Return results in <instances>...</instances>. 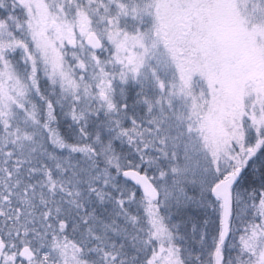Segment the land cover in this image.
<instances>
[{"label":"snow or ice","instance_id":"6c2138e0","mask_svg":"<svg viewBox=\"0 0 264 264\" xmlns=\"http://www.w3.org/2000/svg\"><path fill=\"white\" fill-rule=\"evenodd\" d=\"M0 264H264V0H0Z\"/></svg>","mask_w":264,"mask_h":264}]
</instances>
